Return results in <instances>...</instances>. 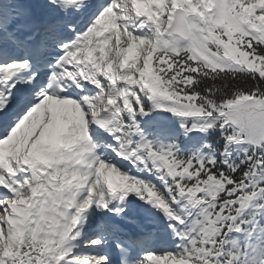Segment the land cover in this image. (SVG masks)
Wrapping results in <instances>:
<instances>
[{
	"label": "snow or ice",
	"instance_id": "obj_1",
	"mask_svg": "<svg viewBox=\"0 0 264 264\" xmlns=\"http://www.w3.org/2000/svg\"><path fill=\"white\" fill-rule=\"evenodd\" d=\"M0 264H264V0H0Z\"/></svg>",
	"mask_w": 264,
	"mask_h": 264
}]
</instances>
